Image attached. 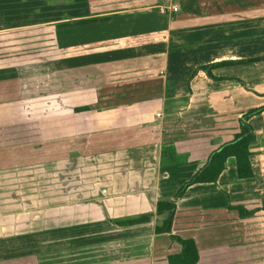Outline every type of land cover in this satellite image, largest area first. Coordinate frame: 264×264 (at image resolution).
<instances>
[{
  "label": "crops",
  "instance_id": "crops-1",
  "mask_svg": "<svg viewBox=\"0 0 264 264\" xmlns=\"http://www.w3.org/2000/svg\"><path fill=\"white\" fill-rule=\"evenodd\" d=\"M162 4L178 11L161 14ZM58 7L51 74L35 102L23 100L35 116L19 120H37L41 139L0 148V248L87 229H100L101 238L115 225V238L127 240L121 251L115 243L125 258L87 260L77 257L86 249L69 248L49 264H168L181 245L154 233L165 217L154 213L156 202L172 198L206 164L203 149L218 148L245 111L264 104V60L213 69L220 79L194 71L264 55V0H66ZM250 123L254 176L239 179L228 157L216 182L193 183L175 200L172 233L195 240L196 264H264V111ZM237 204L257 210L241 218L227 208ZM142 213L153 215L114 223ZM104 250L111 248H91Z\"/></svg>",
  "mask_w": 264,
  "mask_h": 264
},
{
  "label": "rangeland",
  "instance_id": "rangeland-1",
  "mask_svg": "<svg viewBox=\"0 0 264 264\" xmlns=\"http://www.w3.org/2000/svg\"><path fill=\"white\" fill-rule=\"evenodd\" d=\"M63 2L66 0H0V81L9 82L6 88L0 87L1 91L5 90V95L0 93V124L19 122L35 116V112L25 111L21 106L26 104L27 101L23 100L28 98H34L35 102L37 95L45 90L42 87L46 86L45 76L51 74L49 60L53 50L52 23L59 16L58 6ZM115 228V225H108L102 229L108 230V233L102 234L101 238L100 229L70 232L61 236H39L21 242L20 247L0 248V258L12 256L11 252L18 255L35 253L41 264H49L55 262L54 256L61 262L69 248H83L86 249L85 253L81 251L77 257L88 258L87 260L103 256L123 259L127 254L117 255L115 243L119 244L118 248L125 247L127 240L115 238ZM91 248H111V251L107 253L104 250L100 256L92 254ZM68 258L73 259L71 256Z\"/></svg>",
  "mask_w": 264,
  "mask_h": 264
},
{
  "label": "trees",
  "instance_id": "trees-1",
  "mask_svg": "<svg viewBox=\"0 0 264 264\" xmlns=\"http://www.w3.org/2000/svg\"><path fill=\"white\" fill-rule=\"evenodd\" d=\"M264 60V55L254 58L239 60H228L221 62L208 63L198 66L197 70H203L209 77L220 79L212 73V70L222 66H229L243 63H258ZM239 82L243 83L241 80ZM264 111V104L253 107L245 111L238 118V131L227 136L226 140L216 149L209 151L203 149L207 156L206 164L189 179L185 180L174 192L170 199H159L155 205V214H165V217L159 224L154 226V233H168L172 241L181 245L178 253L167 256L168 264H196L199 260V252L195 240L191 237H182L172 233V223L175 214V200L181 197L186 189L193 183L216 182L220 173L225 167V161L228 157L235 159L236 176L239 179L251 178L254 171L250 162L251 151L249 145L256 139L257 132L250 123V118ZM41 139V130L37 120L12 122L0 124V148L32 143ZM180 145L185 142L179 143ZM230 210L236 212L239 217H250L257 209H247L243 205H228ZM153 213H142L137 216L118 218L114 223L120 226L135 225L148 222ZM0 264H41L38 255L22 254L12 255L0 258Z\"/></svg>",
  "mask_w": 264,
  "mask_h": 264
},
{
  "label": "built area",
  "instance_id": "built-area-1",
  "mask_svg": "<svg viewBox=\"0 0 264 264\" xmlns=\"http://www.w3.org/2000/svg\"><path fill=\"white\" fill-rule=\"evenodd\" d=\"M158 11L161 14H170L177 12L178 7L174 4H162L158 6ZM102 192H105V189H103Z\"/></svg>",
  "mask_w": 264,
  "mask_h": 264
}]
</instances>
